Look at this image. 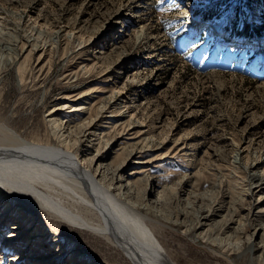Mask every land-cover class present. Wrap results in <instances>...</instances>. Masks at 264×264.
I'll list each match as a JSON object with an SVG mask.
<instances>
[{"label":"rangeland","instance_id":"obj_1","mask_svg":"<svg viewBox=\"0 0 264 264\" xmlns=\"http://www.w3.org/2000/svg\"><path fill=\"white\" fill-rule=\"evenodd\" d=\"M10 1L0 0L4 11L0 10V16L10 25H18L21 36L36 29L48 40L52 32L73 29L81 30L85 40L90 39L80 47H75V41L63 57L53 54L51 71L38 77L27 75L22 89L15 87V73L5 71L0 61V111L4 116L12 113V121L18 122L28 140L43 145L59 143L49 124L52 118L47 115L55 108L57 113L52 117H62L63 127L70 126L64 129L66 134L92 139L86 142V159L108 151L99 163L122 165L117 175L126 176L133 166L129 165L130 158L125 159L126 152L133 143L143 144L145 137L153 138L155 145L163 142L159 151H141L134 156L152 161L145 172L132 176V181L145 179L136 181L137 200L153 199L149 187L145 190L146 181H152L156 190L166 191L169 199L160 209L172 217L187 199L193 200L188 198L189 192H204V204L221 201L227 211L243 207L240 215L246 214L247 204L257 196H244L247 173L235 169L232 161L239 145L245 149V162L261 159L254 171L264 170V49L258 47L264 42V10L259 8L264 0H20L17 7ZM14 12L22 18L19 20ZM112 13H118L119 18L109 26ZM191 19L201 26L192 27ZM210 23L220 24L217 34L200 30ZM143 28L148 38L138 43L134 37ZM245 28L247 32H242ZM229 35L253 38L252 44L225 42L223 37ZM110 61L113 75L99 74V68L105 67L102 62ZM92 65L96 66L93 72L84 69ZM40 96L44 99L38 103ZM108 98L115 100L105 109ZM122 102L132 109L117 112ZM131 126L139 128L122 136ZM89 132H95L96 137L90 138L86 135ZM131 133L138 138L129 140ZM78 147L76 143L72 151L81 154ZM194 179L197 182L192 186ZM172 188L178 190L176 198L170 193ZM182 216L187 224L193 220V213L176 215ZM34 218H43L44 230L57 236L66 259L77 254V263L132 264L101 238L41 215ZM0 229V264H11L12 252L1 251L5 226ZM153 230L174 264H231L176 231ZM45 247L44 252H49L54 246ZM34 252L28 249L15 264H34ZM41 254L36 253V259ZM56 263L63 264L61 259Z\"/></svg>","mask_w":264,"mask_h":264},{"label":"bare ground","instance_id":"obj_2","mask_svg":"<svg viewBox=\"0 0 264 264\" xmlns=\"http://www.w3.org/2000/svg\"><path fill=\"white\" fill-rule=\"evenodd\" d=\"M10 2L17 7L20 0H11ZM261 10L263 11L264 7ZM14 13L19 17V20L23 16L19 12ZM117 18H119L118 13L110 16L107 21L109 26L114 25ZM2 19L0 16V61L1 65L6 68L5 71H13L17 76L15 87L18 89L20 86L22 89L23 84H26L24 80L29 74L38 77L49 72L53 54L60 53L63 57L67 54L68 47L75 41H77L75 47L83 46L90 41V39L83 38L81 30L76 32L73 29H68L67 32L65 29L52 32L48 40L36 29L21 36L18 25L14 27V23H12L11 26L9 22ZM191 20L192 27L201 26L194 23L193 19ZM8 25L10 26L8 27ZM205 26L200 28L205 34L211 32L217 34L216 30L220 31V24L210 23ZM134 38L138 43L146 40L148 36L145 28L138 32ZM223 39L225 42L233 40V42L242 41L252 44L251 39L253 38L245 40L247 39L245 37L229 35L224 36ZM258 47L264 49V42H259ZM99 54L101 55L102 52ZM113 62H102L105 67L99 68L98 73L105 77H111ZM84 69L88 70L87 72H93L96 66H84ZM1 76L0 74V81H2ZM43 99V96H40L38 103ZM114 100L115 98H108L104 108L109 109L108 106H111ZM126 105L122 102L121 107L115 109L122 113L128 110L129 106ZM56 113L57 109L54 108L47 115L52 118L49 120V124L54 139L59 143L43 145L26 138L25 132L20 130L18 122L12 121L13 115L10 111L5 113L7 116H4L0 111V228L5 226L4 230L7 233L1 240V251L12 252L9 263L15 264L16 261L21 260L25 251L33 248L35 257L32 263L34 264H57L58 259H61L63 264H86L82 260L77 263L76 260L79 259L77 254H73L71 259H66L65 250L58 243L59 239L56 240L57 236L44 230L43 218H34L37 214L103 239L108 245L118 249L132 264H174L164 251L161 242L156 238V231L154 232L153 229L176 231L189 237L194 243L208 248L231 264H264V170L261 173L254 171L260 165L261 159H257L253 163L245 162V149L239 145L235 146L232 166L235 169L243 170L248 176L246 177L247 189L244 196L250 199L257 196L255 201L251 200L247 204L246 214L240 215V210H244L243 207L236 208V211L234 209L227 211L225 204L221 201L215 202L216 204H204V192L201 193L202 195L189 192L188 198L192 196L193 200L187 199L184 203L181 201L183 208L172 217L160 209V206L169 199L165 190L158 191L155 189L157 185L154 182L146 181L145 190L149 187L148 194L153 199L137 200L136 181L145 182V179L142 177L132 181V176L145 172L146 167L152 162L147 159L134 158V156L141 151H159L163 147V142L155 145L153 138L145 137L143 144H141L142 142L133 143V145L131 143L132 146L126 152L125 159L130 158L129 162H132L129 165L133 166L126 176H118V169L122 165L99 163L100 159L107 156L108 151L101 155L98 153L97 156H99L96 158L86 159L85 153H88L86 142L92 139L87 136L82 140L79 136L74 137L75 135L66 134L64 129L70 126L68 124L65 128L63 127L65 120L63 121L62 117L53 118L52 116ZM134 113L130 114L132 118L135 116ZM136 128L139 127L131 126L125 130L126 133L121 135L126 136L129 131ZM89 134L90 138L96 137L95 132H89L86 135ZM142 134L145 133L139 135ZM137 136L132 135V138L128 137V139H136ZM98 139L96 138V140ZM72 141L73 144H71ZM76 143H79L77 149L83 151L80 152L81 154L72 151L75 149ZM154 160L156 158H153ZM108 176H110L109 180H107ZM195 180L192 182V186L196 185L197 181L195 182ZM185 182H187V178ZM175 190L172 188L170 192L174 194H172L174 198L178 196V190L176 192ZM22 207L29 211L28 214L23 212ZM224 210L227 213L221 215ZM234 212L236 213L234 214ZM188 213H193V220L190 224H187L189 221L184 220L185 216H182V219L176 217V215ZM48 234L49 237H47ZM47 244L54 246L51 247V249L53 248L51 251H47L48 254L44 252ZM7 246L9 247L6 249ZM16 249H20V252L17 253ZM40 251L43 254L36 259V253ZM2 256L1 252L0 258Z\"/></svg>","mask_w":264,"mask_h":264},{"label":"trees","instance_id":"obj_3","mask_svg":"<svg viewBox=\"0 0 264 264\" xmlns=\"http://www.w3.org/2000/svg\"><path fill=\"white\" fill-rule=\"evenodd\" d=\"M245 30H246V31H245ZM239 31H240V30H239ZM239 31H234V33H235V34H238ZM241 31H242V32H244V31L247 32V28H245V29H241ZM248 32H249V31H248Z\"/></svg>","mask_w":264,"mask_h":264},{"label":"crops","instance_id":"obj_4","mask_svg":"<svg viewBox=\"0 0 264 264\" xmlns=\"http://www.w3.org/2000/svg\"><path fill=\"white\" fill-rule=\"evenodd\" d=\"M260 7L262 8V7H264V5H263V6H259V8H260Z\"/></svg>","mask_w":264,"mask_h":264}]
</instances>
